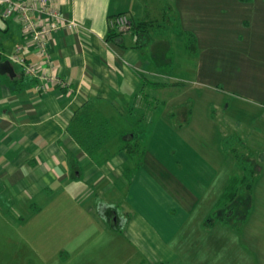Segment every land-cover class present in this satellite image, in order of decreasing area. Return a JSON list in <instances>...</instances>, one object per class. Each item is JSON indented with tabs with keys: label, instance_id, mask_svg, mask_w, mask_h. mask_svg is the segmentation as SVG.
I'll return each instance as SVG.
<instances>
[{
	"label": "crops",
	"instance_id": "1",
	"mask_svg": "<svg viewBox=\"0 0 264 264\" xmlns=\"http://www.w3.org/2000/svg\"><path fill=\"white\" fill-rule=\"evenodd\" d=\"M57 6L83 27L60 29L49 37L55 66L46 69L50 81L23 71L14 59L17 45L23 46L20 56L27 63H40L41 57L16 17L0 19L1 63L8 61L13 69L0 71V264H264V108L262 124L252 129L258 134L251 139L261 173L252 209L239 225L208 221L236 173L228 153L225 169L216 149L197 160L202 172L186 178L166 160L177 150L171 143L163 153L152 151L150 139L139 136L145 151L133 158L119 151L126 138L132 139L131 129L113 130L111 138L98 143L81 120L89 110L102 123L139 120L136 101L150 109L160 99L159 114L167 106L173 112L177 89L185 84L171 85L174 93L169 85L145 83L178 80L166 78L155 63V48H143L162 27L172 33L170 40L184 39L181 48L176 46L185 55L189 33L199 40H229L227 48L213 41L218 47L208 51L224 56L220 68L212 67V80L205 77L204 67L209 68L201 46L190 69L196 77L192 82L248 100L253 95H245L246 87H254L249 94L264 98V0H172L154 8L149 0H59ZM159 11L163 24L155 16ZM122 12L134 21L151 22L144 31L124 32L126 47L106 40L110 16ZM176 56L181 60L180 52ZM155 90L162 98L151 94ZM224 99L214 106L229 112L231 102L223 104ZM98 149L117 153L101 159L90 153ZM229 246L228 260L219 261Z\"/></svg>",
	"mask_w": 264,
	"mask_h": 264
},
{
	"label": "rangeland",
	"instance_id": "2",
	"mask_svg": "<svg viewBox=\"0 0 264 264\" xmlns=\"http://www.w3.org/2000/svg\"><path fill=\"white\" fill-rule=\"evenodd\" d=\"M171 2L172 0H149V3L151 4L152 8H154V6H158V5L160 6V4H168V3L171 4ZM161 15L162 13L160 11L155 14L159 22L163 24L164 22L162 20ZM171 21L173 24H175L173 20ZM174 26H179V23H176ZM168 31L169 30H165L162 27V29H159L157 32L155 31L152 32L151 35L153 38L149 39L147 43L145 42L143 48L149 50V48L152 47L158 51L157 52L158 57L154 59L155 63L156 64L159 63V67H161L162 71H164L167 75L166 78L169 77L170 79V77L171 78L176 77L178 79L175 82L176 84L173 86L179 87L185 84L182 87V89H177L178 91L175 98L174 95L173 96L171 95L172 99L174 98L173 102L175 103L171 107L175 109L173 110V112H171L170 108L167 109L168 108L167 106L165 108V114L163 115V113L159 114V111H157L158 106L161 107V105L163 104L161 101H159L160 99L158 100L159 103L155 102L154 108H152V104H151L150 109L148 108V106L147 107L144 106L143 103L136 101L135 102V106L137 107V108L135 107V111H137L136 116L137 117L140 116V119L139 120L135 119V117L134 118L131 117L130 119L127 118L124 120L119 118H114L110 120L111 122L110 126L112 129L111 132L113 130L114 132L119 129L122 130L123 128L124 129L127 128L126 131H128L129 128L131 129L132 132L136 131L140 137H146L147 139H150V142H152L150 149L151 150L153 149L152 151H154V147H155L156 150L159 149L162 153L164 150L163 149L164 145L167 147L168 142L171 143L173 145L172 148H175L177 150L175 153L172 151L170 158H167L166 156V160L172 161L171 163L173 165V169L175 170L177 169L178 171L181 170L186 178L190 177L191 174L195 172L198 173L199 171L202 172L204 168H201L197 160L202 161L201 157H204L206 154L209 156L215 154L216 149H218L220 153L221 168L223 169L227 167L226 162H224V160H226L227 158L226 157L227 153L230 155V157L228 158L231 162V166L233 162H235L237 157H242L244 159H247L249 157L250 158L256 157V153L258 152V149L257 146L252 143L251 139L252 137H256L255 134L258 133H254L252 129L253 126L259 127V125L262 124L263 122V119L260 118V115L262 112L261 110H263L264 108V102H260L258 104H255V102L257 101V99L258 101L259 100L264 101L263 100L264 98H260L258 94H254V93L249 94L251 92L250 88H254V87H248V86L246 87L247 94L245 95H253L252 99L248 100L250 98H246V96H243V94H240L242 96L226 95L227 92L221 91L220 90L221 88H218L219 89L218 92L217 89L214 90L212 86L209 87L206 86V84L203 86L200 80L194 82L190 80L192 78L193 79L196 78L195 73H193V71H191L190 69L193 68L194 64L196 63V57L194 55L196 54V52H199L201 46L206 52V56L203 61L204 65L209 68V71H207L204 67L205 73H208V75L206 74L205 77L212 80V77H215V74L212 73L213 70L212 67L219 66L220 68L224 56L221 53L220 54L218 53L219 56L218 55L211 56L210 55L211 52L208 51L210 48H213V46L214 47L219 46L220 48L221 46H224V48H227L229 40L228 39L212 40L207 38L199 40L198 38L197 39L193 38V35L189 33V35H187L186 38L188 47L185 49L187 53V55H185L183 50L178 51L179 47L181 48V44L184 43V39L175 40L174 38H171L172 40H170L169 36L172 33ZM155 34L159 38L156 37ZM213 41L215 43L218 41L217 44L218 46L213 45L212 44ZM177 43L179 44V47L176 46ZM192 47L195 48L194 51H192L193 49ZM177 52H180L181 60H179L178 56H176ZM168 61L171 62L167 63ZM219 68H217L216 70H218ZM180 76L184 77V79L186 81L188 80V82L184 83L185 82L184 80H179L182 79L180 78ZM202 80L205 81L204 78H202ZM255 82H259L258 79H256ZM170 84H172V82ZM169 87L173 88L171 90L172 92L175 93L176 87H172L171 85H169ZM185 89H187L186 95L183 94ZM158 92L159 91L157 90L151 91V94L155 95ZM219 94L221 95L219 96ZM162 95L164 94L162 93L161 96L157 94L156 98L158 97L162 98ZM255 95L256 98H254ZM220 98L221 100L225 98L224 99L225 102L223 104H227L228 102H231V109L229 110V112L227 111L225 112V110L223 109H218V110L216 109L215 101H217V99L220 100ZM243 104L245 107L238 108L239 105H243ZM140 106H144V107L140 108ZM177 106H179V109H177ZM190 111H192V114L189 113ZM185 115H187L186 118H184ZM213 117L215 119L214 121L212 120ZM227 137L232 139L233 151L226 152L224 149V140ZM136 142H138L142 146L143 145L142 142H144V138H138ZM116 153L117 152H110V151L105 152L103 150L98 149L99 155L97 157L101 159L107 157L111 158ZM147 159H148L147 155L144 156L143 160L147 161ZM178 159L180 160V164L182 165L184 164L183 166L178 163ZM187 160L189 162H187L186 164L185 161ZM196 164L200 168H198ZM234 170L236 171L235 174L240 172L237 165L236 166L234 165ZM126 189H127V185L126 183H123L122 191H125ZM46 239L51 240L50 237ZM203 239L205 240L204 235L201 236V240ZM229 247L230 249H225L224 252H221V255H219V261L228 260L227 257H225V255H228V250L232 249V246ZM49 249H52V247L50 246ZM219 264L222 263L219 262Z\"/></svg>",
	"mask_w": 264,
	"mask_h": 264
},
{
	"label": "trees",
	"instance_id": "3",
	"mask_svg": "<svg viewBox=\"0 0 264 264\" xmlns=\"http://www.w3.org/2000/svg\"><path fill=\"white\" fill-rule=\"evenodd\" d=\"M123 13V12H122ZM119 14V13H118ZM116 15V14H115ZM115 15L110 16L113 17ZM132 31H144L147 27L151 26V22H137L132 20ZM189 35V34H188ZM192 37V36H191ZM190 38V37H189ZM106 40L108 42L115 43L121 47H126L124 41V32L119 31L116 28H109V32L106 36ZM193 48V47H192ZM195 48L192 49L194 51ZM145 83H150V85H154L156 87H164L169 85H175L170 83H160L145 80ZM94 104H90L89 107H93ZM87 110V109H86ZM88 111V110H87ZM84 116H86V120H81L88 125L92 135V139L94 142L100 143L104 139H109L112 137L111 135V126L110 122H100L99 119L93 118L90 114V110L88 112H83ZM91 117H90V115ZM86 121V123H85ZM139 134L137 132H132V139H125V144L120 147L119 151L126 150L129 156L135 158L136 156H142L144 154V145H140L136 142ZM136 138V139H135ZM232 139L227 137L224 140V149L226 152L233 151L232 149ZM91 154L98 155V151L94 150L90 152ZM235 165L239 168V173L235 174L229 181L228 185L225 187L221 197L216 202L211 214L209 215V223L221 222L226 225H231L233 223L239 222V224L244 223L249 213L252 209L254 193L253 187L256 178L261 173V165L256 161L255 157H249L244 159L242 157H237L235 160ZM238 224V225H239ZM141 264H146L145 262Z\"/></svg>",
	"mask_w": 264,
	"mask_h": 264
},
{
	"label": "built area",
	"instance_id": "4",
	"mask_svg": "<svg viewBox=\"0 0 264 264\" xmlns=\"http://www.w3.org/2000/svg\"><path fill=\"white\" fill-rule=\"evenodd\" d=\"M59 0H0V19L16 17L22 26L23 34L29 38L35 52L41 57L40 63H27L20 56L23 46H16L14 59L23 67V71L33 77L50 81L52 77L46 69L55 68L48 49L49 37L60 29L77 30L83 26L76 19L66 18L57 6ZM111 28L122 32L132 29V19L127 13H119L109 19ZM0 57V64H1ZM47 85L41 89L46 90Z\"/></svg>",
	"mask_w": 264,
	"mask_h": 264
},
{
	"label": "water",
	"instance_id": "5",
	"mask_svg": "<svg viewBox=\"0 0 264 264\" xmlns=\"http://www.w3.org/2000/svg\"><path fill=\"white\" fill-rule=\"evenodd\" d=\"M0 71H6V72H13L12 67L10 66V63L8 61L3 62L0 64Z\"/></svg>",
	"mask_w": 264,
	"mask_h": 264
}]
</instances>
